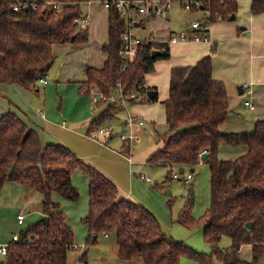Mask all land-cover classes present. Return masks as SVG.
Listing matches in <instances>:
<instances>
[{"label":"trees","instance_id":"16d2710c","mask_svg":"<svg viewBox=\"0 0 264 264\" xmlns=\"http://www.w3.org/2000/svg\"><path fill=\"white\" fill-rule=\"evenodd\" d=\"M88 1L17 4L0 0V83L33 90L54 62L53 46L85 43L86 34L77 20L83 17L80 5ZM187 1L199 2L210 12L213 22L218 17L228 20L237 12L241 0ZM51 3L60 4V10L51 9ZM14 5L19 6L18 11L12 9ZM250 8L252 14H260L264 1L251 0ZM108 12V42L103 47L107 60L101 69H86V81L79 89L80 94L88 95L95 90L106 99L94 103L104 105L105 109L90 123L89 136L121 106L108 101L116 84L120 82L123 94H129L153 71L156 60L168 56L152 57L155 46L142 45L136 59L122 72L118 52L125 21L115 9ZM157 49L161 50L160 46ZM164 50L168 52L167 48ZM211 66L208 55L193 66L171 69L168 98L163 103L167 126L163 147L146 162L150 167L164 166L168 177H172V166H177L180 174L191 173L200 154L209 153L204 161L209 170L208 208L198 220L194 219V195L189 189L174 220L188 230L200 229L204 242L211 248L209 254L197 252L165 234L146 208L119 199L116 185L98 169L79 160L66 147L42 146L37 132L9 112L0 117V190L7 181L35 189L42 195V213L47 220H38L21 230L18 241L9 246L0 264H67L74 232L52 195L57 193L67 201H78L79 191L71 180L75 170L86 175L89 183L88 214L81 220L88 231L86 245L95 244L99 236L113 235L118 259L128 263L139 259L141 264H180L181 258H188L198 264H213L214 259L223 264H258L264 249V121L256 122L250 133L220 131L228 117L229 95L224 83L212 80ZM142 97L149 100V95ZM155 100L156 96L152 98ZM239 147L247 150L242 156L231 161L219 159L221 149ZM248 222H252L251 229L246 228ZM223 237L231 241L226 249L219 246ZM245 244L252 246L249 262L238 259L239 249ZM83 257L85 254L81 260Z\"/></svg>","mask_w":264,"mask_h":264},{"label":"crops","instance_id":"0c3cea01","mask_svg":"<svg viewBox=\"0 0 264 264\" xmlns=\"http://www.w3.org/2000/svg\"><path fill=\"white\" fill-rule=\"evenodd\" d=\"M13 1L17 4L42 2L41 0ZM239 5L242 13L236 12L233 20L219 19L211 22L206 33L189 29L191 22L203 18L202 7L200 10L190 11H200L201 15L198 18L190 20L186 18L177 27L178 23L174 19L179 14L174 12L173 5L166 18L152 19L148 26L145 24L137 29L140 35V32L147 27L144 38H149L153 42L156 47L154 49L159 46L161 50L168 49V56L156 60L153 71L144 77L147 93L154 91L153 98L156 96V100L152 101L150 97L149 100L142 97L127 106H118L119 109L113 111L111 117L100 126L106 130V133L96 136L95 131L89 136L87 132L90 123L104 111L105 106L94 105L91 102V96L80 94L79 89L86 81V69H101L107 60L103 47L108 42L109 12L100 5L99 0L82 3L80 9L83 16L88 18V25L82 30L86 34L87 41L82 44L66 43L53 46L54 62L47 73L46 83L40 85L36 82L33 90H27L18 84L0 83V95H4L3 99L0 97V117L11 112L37 132L42 146L55 144L66 147L79 160L98 169L112 181L117 187L119 199L143 206L154 215L159 224L162 221L169 226L171 238L183 242L197 252L209 254L211 248L203 243L204 241L202 242L203 235L200 229L186 230L179 224L171 223V216L151 193L152 187L148 184L152 182V179L137 166L144 165V161L138 164L133 162L131 146L135 144L136 139L137 143H141L143 138L150 142L151 138L145 133L147 127L155 133L157 123L166 126L163 103L168 98L171 69L193 66L208 55L211 56L212 62V80L224 83L229 95V113L226 121L220 125V131L236 134L250 133L256 122L264 121V11L260 14H252L251 0L238 1V7ZM181 10L184 9L181 7ZM182 34L187 40L180 39ZM194 34L199 35L201 40L194 41ZM172 37H177V39L171 40ZM238 86L243 87L241 95L238 93ZM248 90L252 91L251 96L248 95ZM248 99L254 105L253 110L248 109L244 104L241 105L242 100L245 102ZM127 112L141 117L145 122L143 126H137L134 129V139L129 147V143L120 139V135L128 133L124 126ZM166 131L161 140H156V146H158L156 150L152 149V143L149 146L145 145V150L152 149L148 152L149 156L145 163L155 152L162 149ZM88 147L90 152H84L89 149ZM246 151L244 147L223 148L218 156L220 160L231 161L242 156ZM128 155L131 163L123 157ZM202 162L204 164V161L199 160L190 172H195ZM172 169L173 172L179 170L177 166H172ZM185 173H179V177L173 179H181ZM140 175H146L151 180L146 181L140 178ZM71 180L80 193L78 201H67L57 193H53L52 200L60 205L66 215L67 224L74 232L72 223L82 220L88 214L89 183L88 177L80 170L74 171ZM164 180L166 177L158 181ZM209 201L210 185L206 209ZM70 211H72L71 215ZM19 214L24 215L21 224L18 223ZM42 217V195L39 192L11 181L4 183L0 190V244L9 243L12 235L18 234ZM175 225L179 229H173ZM82 227L85 230L82 242L85 243L82 246L75 244L74 233V244L78 248H72L71 251L78 249L82 251L83 249L79 253V261L87 263L85 249L88 231L83 224ZM194 234H201V238L195 239ZM111 236L101 237L112 238L116 246L115 237ZM228 242L229 244L222 246V249L230 246V239ZM115 249L116 264H121L118 259L117 246ZM84 254L85 258L81 260L80 257ZM251 258L252 246L242 245L238 252V259L249 262ZM1 259L3 258H0V261ZM133 262L128 264H133ZM137 264H141V261L139 260ZM180 264L198 263L192 259L181 258ZM213 264L223 263L214 259ZM258 264H264V249Z\"/></svg>","mask_w":264,"mask_h":264},{"label":"rangeland","instance_id":"374dc122","mask_svg":"<svg viewBox=\"0 0 264 264\" xmlns=\"http://www.w3.org/2000/svg\"><path fill=\"white\" fill-rule=\"evenodd\" d=\"M41 1L46 2V0H41ZM42 2H39V3H42ZM174 9H175L174 12L179 14L174 19V21H177L178 23L176 24L177 27L180 26L179 23L182 24V22H184L186 18H189V20L191 18L196 19L201 15L200 11L190 12V11L181 10L180 3L177 1L173 3V10ZM237 12L242 13V8L240 5L238 7ZM149 24H150V20L146 23V26H148ZM145 30L143 29L140 32L141 33L140 36L144 37V34L146 33ZM0 97L3 99L4 95H0ZM243 101L244 100L241 101L242 106L244 104ZM157 125L158 126L155 127V133L152 132L149 127H147V130L145 133L151 139L150 140L148 138L146 139L149 140L150 142H147L143 138L141 143H137V139H136L135 144H132L131 146L132 160L136 164H138L141 161H144L143 162L144 165H137V166L140 167L141 170L145 172V174L152 179V182L148 184L150 187H152L151 193L159 201V203L164 207L167 214L171 216L172 224H174V220L176 219V216L181 211V209L183 208L188 198L189 189H192L193 195H194L192 217L198 220L199 217H201L205 213L206 206L208 204V199H209V184H208L209 170H208V167L202 162L199 166H197L195 172L194 171L192 172L193 179L190 182V184L185 185L181 179H173L171 176L168 177L167 168L164 169V167L147 166V164L145 163V160L149 156L148 152L152 149L156 150L158 148V146H156V140L157 139L161 140L164 132L167 129L165 125H162V123H157ZM151 143H152V149L145 150L144 149L145 145L149 146L151 145ZM128 147H129V144H128ZM84 152H90V148L88 150H85ZM163 177H167L166 180L159 182L158 180ZM79 197H80V193H79ZM69 214L71 215L72 211H70ZM160 222H161L160 227L162 228V231L165 234L170 235V232H171L170 227L167 226L162 221ZM72 225L74 226L73 229L75 233V244L80 245V246L84 245L85 242H82V239L84 238L85 230L82 227L81 220L76 221L75 223H72ZM176 228L177 226L175 225L173 229H176ZM183 228L185 229V227ZM193 236L195 237V239H198L199 237L201 238V234H194ZM111 237H114V236L112 235ZM203 241L204 240H202V242ZM228 241L229 239L227 237H223L221 240V243H219V246L221 248L222 246H227L229 244ZM115 248H116L115 242L112 238L104 239L101 236H99L95 244H89L86 246L85 251L87 254V263L79 261V253L82 252L83 249L82 251L78 249V250H73V252L70 251L68 253L67 264H79V263L80 264H116L117 260H115V253H116ZM84 258L85 257H83V259ZM138 261L139 259L134 260L133 264H137ZM119 263L128 264V262H122L120 260H119Z\"/></svg>","mask_w":264,"mask_h":264},{"label":"built area","instance_id":"2783aa9c","mask_svg":"<svg viewBox=\"0 0 264 264\" xmlns=\"http://www.w3.org/2000/svg\"><path fill=\"white\" fill-rule=\"evenodd\" d=\"M174 2H176V0H99L100 5L104 9L106 10H109L111 8L115 9L119 13L120 17L125 21V28L120 38L121 46L118 52L123 62V65L121 67L122 72L129 65H131L133 61L136 59L138 55L139 47H141L142 45H153V42L149 38L141 37L138 34L137 29L143 27L149 20L166 18L169 12L172 10V5ZM180 5L182 9L188 11H191L193 9L200 10V7H202L199 2H190L187 0L181 2ZM31 6L35 7L34 5ZM49 6L51 9L55 11L60 10V4L58 3H51L49 4ZM12 9L14 11H18L19 6L14 5L12 6ZM201 12L203 13V18L201 20L191 22L189 24V29L200 30L206 33L208 31L210 23L212 22L209 19L210 12L208 10L203 9V7ZM217 20H219V17L217 18ZM77 23L79 24V27L82 30H84L88 25L87 16H83L81 19L77 20ZM170 39L175 40L177 39V37H172ZM180 39L187 40L184 34L180 35ZM193 40L199 41L201 40V38L199 37V35L194 34ZM204 40H206V38H204ZM46 79H47V75L41 77L38 80V82L40 84H45ZM147 90H148L147 85L145 84V82H142L129 94L124 95L123 88L120 82H118L115 86V92L108 97V101L112 104L117 103L121 106H125L126 104L129 103V101L136 100L142 98V96L144 95H147ZM247 93L249 96H251L252 91L248 90ZM90 96L92 103H96L101 99H104V97L95 90H91ZM244 105L250 110L254 109V105L250 99L245 101ZM144 123L145 122L141 117L127 112L126 117L124 119V126L127 128L128 133L120 135V139L123 142L129 143L130 145L131 141L134 139V133H133L134 129L137 126H143ZM105 133L106 130L104 128H100L97 131L96 136H102ZM123 157L129 163H131V158L129 157V155ZM172 177L178 178L179 172L177 171L173 172ZM140 178L145 179L146 181L151 180L146 175H140ZM192 179L193 176L191 173H187L181 178L183 183H188ZM17 218H18V223L21 224L23 222L24 215L19 214ZM17 241H18V234H14L12 235L9 243L0 244V258H4L8 251L9 246L11 244L16 243ZM71 248H78V247L77 245L73 244Z\"/></svg>","mask_w":264,"mask_h":264},{"label":"water","instance_id":"95a60500","mask_svg":"<svg viewBox=\"0 0 264 264\" xmlns=\"http://www.w3.org/2000/svg\"><path fill=\"white\" fill-rule=\"evenodd\" d=\"M234 19V14L230 16L229 20H233ZM168 55V52L165 51V50H158V49H154L152 50L151 52V56L152 57H157V56H167ZM237 90H238V93L241 95L243 93V87L242 86H238L237 87ZM154 91H149L148 92V95L150 98H153V95H154ZM209 156V153L208 152H203L201 155H200V160L202 161H205V159ZM192 171V169H191ZM40 220H47V217L46 216H43ZM246 228L247 229H251L252 228V222H248L246 223ZM92 240V243L94 241V236H92L91 238Z\"/></svg>","mask_w":264,"mask_h":264}]
</instances>
